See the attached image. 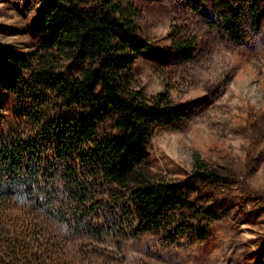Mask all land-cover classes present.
<instances>
[{
  "label": "trees",
  "instance_id": "obj_1",
  "mask_svg": "<svg viewBox=\"0 0 264 264\" xmlns=\"http://www.w3.org/2000/svg\"><path fill=\"white\" fill-rule=\"evenodd\" d=\"M34 1L31 48L18 58L0 54V88L17 123L0 130V264H46V233L85 225L93 210L107 225L127 222L125 236L164 240L212 217L190 196L211 190L223 198L229 181L216 168L194 157L180 181L147 164L153 130L179 127L187 112L167 89L147 94L137 77L134 62L146 48L138 7ZM178 1L234 44L264 22V0ZM180 32L168 35L170 47L189 60L193 38Z\"/></svg>",
  "mask_w": 264,
  "mask_h": 264
},
{
  "label": "rangeland",
  "instance_id": "obj_2",
  "mask_svg": "<svg viewBox=\"0 0 264 264\" xmlns=\"http://www.w3.org/2000/svg\"><path fill=\"white\" fill-rule=\"evenodd\" d=\"M132 2L146 41L134 62L137 77L147 94L167 89L187 112L179 127L153 130L146 145L150 170L181 181L197 157L229 184L223 198L211 190L193 193L190 199L213 216L165 240L150 233L125 236L127 222L107 225L102 212L93 210L95 217L85 225L65 224L46 233L45 263L264 264V22L234 44L178 0ZM37 13L34 0H0L1 55L25 56ZM176 30L193 38L189 60L170 47L168 35ZM12 112L11 98L0 88V130L17 124Z\"/></svg>",
  "mask_w": 264,
  "mask_h": 264
}]
</instances>
